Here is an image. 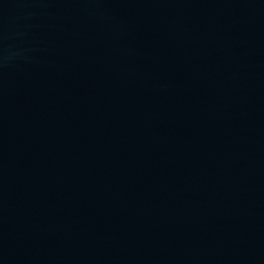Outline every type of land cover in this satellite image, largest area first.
<instances>
[{"label":"water","instance_id":"obj_1","mask_svg":"<svg viewBox=\"0 0 264 264\" xmlns=\"http://www.w3.org/2000/svg\"><path fill=\"white\" fill-rule=\"evenodd\" d=\"M0 264H264V0H0Z\"/></svg>","mask_w":264,"mask_h":264}]
</instances>
